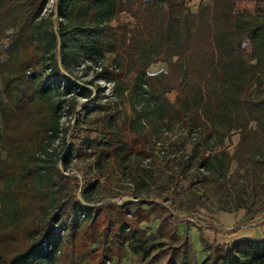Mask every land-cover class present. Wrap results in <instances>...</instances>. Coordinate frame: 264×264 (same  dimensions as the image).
Here are the masks:
<instances>
[{
    "label": "trees",
    "instance_id": "1",
    "mask_svg": "<svg viewBox=\"0 0 264 264\" xmlns=\"http://www.w3.org/2000/svg\"><path fill=\"white\" fill-rule=\"evenodd\" d=\"M51 1V18L44 19ZM251 1L252 9L240 10L236 0H202L193 11L189 0H0V264H106L127 250L144 264H191L183 251L189 237L178 234L179 223L195 218L228 236L264 225L258 221L264 200L219 208L247 209L227 228L194 202L177 205L169 198L189 178V166L219 182L235 160L237 170L256 154L264 164V133L249 128L243 114L255 93L261 97L255 106L264 105V0ZM76 51L91 60L89 68L100 69L89 81L70 70ZM156 64L167 69L150 73ZM99 77L111 78L113 92L132 100L133 116L125 126L138 138L149 128L171 132L180 122L187 126V137L170 143L177 147L171 154L184 152L188 135L195 134V163L175 158L177 165L157 171L153 146H163L157 154L168 158L164 147L171 133H147L144 148L128 151L131 136L112 118L110 128L90 140V157L102 176L104 163L121 158L134 192L122 200L109 192L100 196L99 180L87 184L81 171L71 169L72 140L82 124L62 123L81 107L95 108L89 85ZM234 130L242 133L230 153L225 140ZM243 147L249 152L240 156ZM155 185L160 191L150 196ZM154 215L160 238L141 227ZM202 243L209 251L202 264H264V237L226 245L202 237Z\"/></svg>",
    "mask_w": 264,
    "mask_h": 264
},
{
    "label": "rangeland",
    "instance_id": "2",
    "mask_svg": "<svg viewBox=\"0 0 264 264\" xmlns=\"http://www.w3.org/2000/svg\"><path fill=\"white\" fill-rule=\"evenodd\" d=\"M202 0H189V7L191 10L196 11L198 6ZM211 0H205V2H210ZM237 8L243 10L245 8L252 9L254 7V3L251 0H236ZM53 10V1H51L47 8L44 11V19L51 18V13ZM122 18L125 21H132V18L129 14H123ZM263 41L262 44L264 46V34L262 35ZM244 45L248 50H251L252 45L248 39L244 41ZM112 57L111 54H107V58L110 59ZM108 61V60H107ZM110 62V61H109ZM244 61H241L243 63ZM89 66H92L91 60L81 52L76 51L71 59V72L79 78L81 82L89 81L97 73H99V68L91 69ZM167 65L165 64H156L151 67L149 70L150 73H156L161 70H166ZM262 84H264V75L261 76ZM259 83V82H258ZM94 89V97L97 98L95 108L92 110L89 107H81L75 115L68 116L62 119V123L67 125L70 121L75 119L76 121H80L83 126V129L79 132L81 133L77 138L73 139L72 142L76 148L74 152V159L71 165V169L74 171H81L85 176V182L87 184H92L95 181L99 180L101 185H99L100 193L99 195H108L116 197L117 200H122L126 195H133V187L130 183V177L128 176V172L123 168V162L119 157H112L110 162L104 163V175L100 174V171L95 168L94 161L95 159L90 157L91 150L88 149V145L90 140L95 139L96 136L101 133L102 129L105 127L110 128V122L112 118H115L117 128H122L123 133L131 136V141L137 144L133 146V143L130 144V150L132 148L139 150L144 148V140L147 139L145 136L153 135V133H171L168 135L167 146L164 147L165 152H170L168 154V158H165V154L160 153L157 154V150L159 147H163L161 145L153 146V149L156 154V162L155 169L159 171V169H163L164 167L172 165H177V161L184 158L188 161L189 165H193L195 163V153L193 152L194 141L197 135L190 136L188 135L189 142L186 146V150L184 152H177L176 156H173L171 152L173 149H177L176 146L170 145L171 142L177 141L180 138H185L187 135L185 133H189V128L184 126L181 122L176 125L175 128L171 132L154 130L149 128L145 130L142 135L138 138L133 135L130 130H127L125 124L127 122V117L133 116L132 105L133 102L130 97H119L116 92H113L114 82H112L111 78L100 79L95 82L94 86L89 85ZM263 87V86H262ZM254 89V88H253ZM0 90H1V82H0ZM171 101H174L176 98V92H172L169 95ZM83 99V98H82ZM261 97H258L255 93L252 100H249L248 106L243 109V114H247L250 118L249 120V128L253 130H257L258 133H264V105L255 106L256 103L260 102ZM136 101V100H134ZM216 104L223 110H227L228 107L225 102L216 101ZM86 106V105H84ZM137 109L141 108V104L136 102ZM114 128V127H113ZM188 128V130H186ZM204 130V129H203ZM213 131V130H212ZM210 131V133H212ZM199 133V132H193ZM201 133V132H200ZM240 130L232 131L231 138L225 140V145L227 151L233 153L235 150V146L238 144L240 140L239 136ZM254 133V132H252ZM90 135V138L87 137ZM156 137L155 135H153ZM205 135H202L201 139H204ZM95 145V144H94ZM93 145V146H94ZM149 145V144H148ZM147 146V145H145ZM151 146V144L149 145ZM249 152V147H243L240 151V156ZM256 154V152L254 153ZM261 156V155H260ZM256 154L253 156H248L246 158V162L243 160V165H246L245 168H240L237 170L238 162L237 160L233 161L230 166L228 177L223 181H215L211 178L205 179L203 176V171H198L197 167H190L191 172L189 178L187 180H183L180 184V187L176 189L177 192H170L169 198L175 199L176 204L180 203V201L185 202H194L197 205V208H200L203 214L208 217H213L221 222L225 227L231 228L239 219L243 218L247 213L246 208H241L234 213L224 212L219 210V208H231L238 201L244 200L249 205L256 204L262 200H264V164L259 160L262 158ZM177 158V161L174 160ZM151 159L143 162V165H146L150 162ZM153 161V160H152ZM173 161V162H172ZM80 169V170H79ZM249 170V172H247ZM202 177V178H201ZM204 178V180H203ZM183 192H181V191ZM144 191V189H142ZM160 191V187L153 186V190L149 193L150 196H154L158 194ZM99 195L94 194L93 198L98 200ZM147 207V204L144 205ZM209 208L210 210H208ZM236 221L234 222V220ZM263 214L258 218V221H263ZM160 221L155 218V215L152 216L150 221L143 222L141 227H143L148 235L152 237L160 238L159 232ZM248 230L254 227H247ZM187 232L189 237V245L184 246L183 251L186 254L187 261H190L191 264H202L203 261L209 254V251L205 249L202 243V237L207 243L213 244L214 242L219 243L220 245H226L225 241H228V235L223 234L225 238H221L218 241L215 237L217 233L209 230L208 226L204 222H199L195 218H191L189 220L183 221L178 225V234L180 236L184 235ZM211 232V233H210ZM259 232V231H255ZM232 243V242H231ZM180 252H178L179 254ZM106 264H144L140 261L139 258L135 257L134 254L127 250L125 256H121V254L114 255L110 260L106 262Z\"/></svg>",
    "mask_w": 264,
    "mask_h": 264
},
{
    "label": "crops",
    "instance_id": "3",
    "mask_svg": "<svg viewBox=\"0 0 264 264\" xmlns=\"http://www.w3.org/2000/svg\"><path fill=\"white\" fill-rule=\"evenodd\" d=\"M0 120H1V116H0ZM236 221V219L234 220V222ZM254 227V226H253ZM249 228H244L242 229L238 234L236 235H232V236H228V241H225L226 243H231L234 242L235 240H239L242 238H260V237H264V225L263 226H259L257 228H250L251 230H248ZM255 231H259V232H255ZM211 233V232H210ZM221 238H225L223 236V234H215V237L218 241Z\"/></svg>",
    "mask_w": 264,
    "mask_h": 264
}]
</instances>
